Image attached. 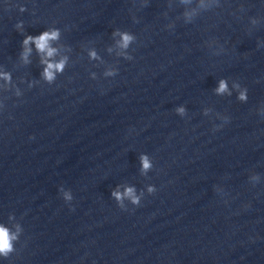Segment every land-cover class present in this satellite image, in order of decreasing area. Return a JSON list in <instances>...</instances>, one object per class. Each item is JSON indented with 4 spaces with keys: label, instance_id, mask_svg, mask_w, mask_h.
<instances>
[{
    "label": "clouds",
    "instance_id": "9594fccd",
    "mask_svg": "<svg viewBox=\"0 0 264 264\" xmlns=\"http://www.w3.org/2000/svg\"><path fill=\"white\" fill-rule=\"evenodd\" d=\"M59 32L57 30L45 31L39 36H27L24 41V53L23 58L27 61L28 54L31 52L30 44H35V47L39 53L43 55L41 63L45 64L46 67L43 71L44 78L51 82L55 79V73L61 72L65 66L66 58L61 59L59 62H52L50 58L54 57L57 53V50L50 46V42L58 39ZM132 40V37L128 34H122V43L121 47L126 48L129 42ZM95 57V53H91ZM111 75L112 73H108ZM5 79H9L7 74H3ZM227 89L225 81H220L219 87L216 90L218 93H223ZM241 99H245L243 93L240 96ZM179 112L183 113V108L178 109ZM143 170H148L151 167L149 159L147 156L141 157ZM150 192L155 191L154 188H149ZM112 195L116 198L117 201L122 200V194L119 191H114ZM123 196L129 197L133 204L139 205V198L134 195V189L129 187L123 193ZM65 199H71V196L68 193H65ZM19 231V228L17 229ZM17 239V234L10 233L9 229L4 226H0V255L8 256L13 249V241Z\"/></svg>",
    "mask_w": 264,
    "mask_h": 264
}]
</instances>
